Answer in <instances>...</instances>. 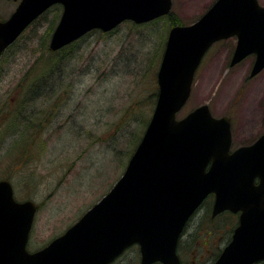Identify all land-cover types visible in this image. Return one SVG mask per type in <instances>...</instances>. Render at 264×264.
<instances>
[{
	"label": "rangeland",
	"instance_id": "374dc122",
	"mask_svg": "<svg viewBox=\"0 0 264 264\" xmlns=\"http://www.w3.org/2000/svg\"><path fill=\"white\" fill-rule=\"evenodd\" d=\"M213 1L172 0L169 15L173 24H190ZM16 5L0 0V20ZM60 13V5L42 12L0 54V179L10 180L17 200L36 204L30 251L62 233L123 173L155 106L156 73L172 25L125 21L49 58ZM235 44L234 36L212 44L176 114L206 104L213 116H228L231 149L264 137V67L251 74L253 55L231 65ZM212 201L209 196L196 209L180 237L181 264H212L230 238L237 216L222 211L211 218ZM208 230L218 231L217 239ZM139 258L133 244L110 264H139Z\"/></svg>",
	"mask_w": 264,
	"mask_h": 264
},
{
	"label": "water",
	"instance_id": "95a60500",
	"mask_svg": "<svg viewBox=\"0 0 264 264\" xmlns=\"http://www.w3.org/2000/svg\"><path fill=\"white\" fill-rule=\"evenodd\" d=\"M61 14L49 41L56 50L97 28L124 20L150 21L171 13L172 0H19L0 20V53L49 6ZM236 37L230 64L253 53L251 74L264 67V5L258 0H215L190 24L168 30L156 73L151 117L121 176L65 231L34 251L26 247L36 204L18 201L0 179V264H108L132 243L139 264H180L184 225L212 193V216L239 212L230 241L212 264L264 260V137L230 150L228 116L201 104L181 118L194 73L217 40ZM257 182H256V181Z\"/></svg>",
	"mask_w": 264,
	"mask_h": 264
},
{
	"label": "trees",
	"instance_id": "16d2710c",
	"mask_svg": "<svg viewBox=\"0 0 264 264\" xmlns=\"http://www.w3.org/2000/svg\"><path fill=\"white\" fill-rule=\"evenodd\" d=\"M162 19H168V20H170V23H172V25H173V20H172V17L170 16V15H166V16H161V17H158V18H156V19H154V20H152V21H149V22H146V24L147 23H157V22H159V21H161L162 22ZM128 22H130V23H134V22H132V21H130V20H127ZM126 21V22H127ZM125 22V21H124ZM127 22V23H128ZM164 22V21H163ZM143 24V23H142ZM92 31H100V30H98V29H95V30H91V31H89V32H87L86 34H88V33H90V32H92ZM102 32V31H101ZM86 34H84V35H82V36H80V37H78L77 39H75V40H73V41H71L70 43H68V44H66L63 48L62 47H60V48H58V49H56V50H50L49 49V45H48V51L50 52L49 53V55H50V57L49 58H51L55 53H57V52H60L61 51V49H64L65 47H68V46H70V45H72V44H74V43H77L79 40H81V39H83V36H85ZM45 63H47V64H49L48 65V67L51 65V64H53V61L51 62V59H48V60H46L45 61ZM54 65V64H53ZM46 67H47V65H46ZM45 67V65H44V68H46ZM43 80L44 79H42V80H40L41 81V83L43 82ZM35 81V80H34ZM15 120H17V117L14 119V117L12 118V121L11 122H15ZM42 120V119H41ZM43 121V120H42ZM41 121V122H42ZM147 124V123H146ZM36 135V133L35 134H33V136H35ZM226 215H229V214H226ZM210 217H211V214H210ZM231 217V216H230ZM208 232H209V234H211V237H217L216 235H217V233H218V231H214V230H208ZM217 239V238H216ZM214 243V242H213ZM188 245H185L184 247H187ZM183 246H182V240H180L179 239V241H178V245H177V250H180V248H182ZM222 247H223V245L221 246H219L218 248H217V250L215 251V254L213 255V257H212V260H214L216 257H217V255L219 254V252L221 251V249H222ZM179 253V252H178ZM181 263H182V261H181ZM157 264H161V263H157ZM254 264H264V260H261V261H259V262H257V263H254Z\"/></svg>",
	"mask_w": 264,
	"mask_h": 264
},
{
	"label": "flooded vegetation",
	"instance_id": "af4514ba",
	"mask_svg": "<svg viewBox=\"0 0 264 264\" xmlns=\"http://www.w3.org/2000/svg\"><path fill=\"white\" fill-rule=\"evenodd\" d=\"M250 55H253V57H254V60H255V55L253 54V53H251ZM41 123H43V121L41 122ZM41 125V124H40ZM232 132V131H231ZM33 133L35 134H41L42 132H36V131H33ZM262 136V134H260V135H258L257 137H255L250 143H248V144H252V143H255L260 137ZM232 138V137H231ZM248 144H244V145H248ZM231 145H232V139H231ZM240 146V145H239ZM236 147H238V146H235L234 148H236ZM233 148V149H234ZM209 196H212V198H213V195L212 194H210ZM213 202V201H212ZM200 207V206H199ZM195 213H196V210H195V212H193V214L189 217V219L187 220V222H186V224H185V226H184V228H183V231H185V227H187V223H188V221L191 219V217L193 216V215H195ZM224 213H232V212H230V211H228V210H225V212ZM234 214H236V216H237V222H238V216H239V212H236V213H234ZM216 215H218V214H216ZM215 215V216H216ZM211 218H214V216H212L211 215ZM237 222L235 223V225H237ZM235 225H234V227H235ZM183 233H185V232H182V234ZM181 234V235H182ZM230 236H231V234H230ZM229 241V239H227V242ZM205 242V241H204ZM227 242H225L224 244H226Z\"/></svg>",
	"mask_w": 264,
	"mask_h": 264
},
{
	"label": "bare ground",
	"instance_id": "6f19581e",
	"mask_svg": "<svg viewBox=\"0 0 264 264\" xmlns=\"http://www.w3.org/2000/svg\"><path fill=\"white\" fill-rule=\"evenodd\" d=\"M44 112V111H43Z\"/></svg>",
	"mask_w": 264,
	"mask_h": 264
}]
</instances>
